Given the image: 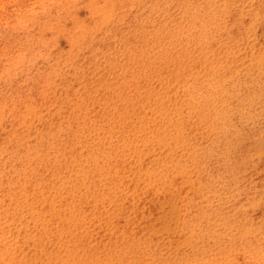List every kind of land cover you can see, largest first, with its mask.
Instances as JSON below:
<instances>
[{
    "label": "bare ground",
    "instance_id": "1",
    "mask_svg": "<svg viewBox=\"0 0 264 264\" xmlns=\"http://www.w3.org/2000/svg\"><path fill=\"white\" fill-rule=\"evenodd\" d=\"M0 23V264L264 261V0H14Z\"/></svg>",
    "mask_w": 264,
    "mask_h": 264
},
{
    "label": "rangeland",
    "instance_id": "2",
    "mask_svg": "<svg viewBox=\"0 0 264 264\" xmlns=\"http://www.w3.org/2000/svg\"><path fill=\"white\" fill-rule=\"evenodd\" d=\"M14 0H0V12L4 11L6 8H8L9 4H12ZM34 1V0H33ZM1 23H0V27H1ZM40 128V127H39ZM15 144V142L13 143ZM15 146H17L15 144ZM51 187L53 189L56 188V182L53 183L51 182ZM179 224L181 226H184L186 224L185 219L182 217L181 219H179ZM58 222L56 227H58ZM95 228H98V225H93ZM47 243H49L53 248H56L57 245L53 239V235L49 234L47 237ZM35 247L34 245H30V248ZM175 247H177V249L180 251L181 254H185V251L188 249V245L185 242H178L176 243ZM18 260H17V264H30L29 260L26 257H21L20 255L18 256ZM35 258L37 259V263H40L43 260L42 256H35ZM146 258L143 256L141 257V263H145ZM166 264H171V263H166ZM237 264H264V261L262 259L258 260V262H250L249 260L247 261H239L237 260Z\"/></svg>",
    "mask_w": 264,
    "mask_h": 264
}]
</instances>
